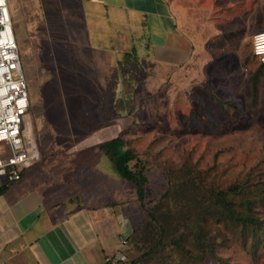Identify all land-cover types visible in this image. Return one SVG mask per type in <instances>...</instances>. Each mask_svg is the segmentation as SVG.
<instances>
[{
	"label": "rangeland",
	"instance_id": "obj_1",
	"mask_svg": "<svg viewBox=\"0 0 264 264\" xmlns=\"http://www.w3.org/2000/svg\"><path fill=\"white\" fill-rule=\"evenodd\" d=\"M73 2L44 0L47 5L41 9L40 17L35 10L34 17H39L40 29L37 36L40 34L38 38L42 48L36 43V36L24 32L18 17L13 26L21 69L32 101L28 116L34 140L38 131L42 135L47 131L55 133L60 140L70 131L84 132L83 137L77 138L63 154L68 163L76 158L68 156L73 148L91 146L90 156L85 153L87 159H92L93 165L100 161L103 166L110 164L108 168H111L105 155L101 154L99 158V153L95 151L96 142L111 135L122 136L138 156L146 157L149 162L145 195L149 203L164 183L157 162H177L184 154H188L197 166L206 169L208 178L220 187L247 176L264 179V69L254 91L248 83L251 71L258 63L251 54L249 40L254 31L264 29V0H168L178 25L182 29L186 25L190 30L189 36L193 39L196 35L195 39H198L194 43L198 50L194 66L188 64L179 69L178 75L165 76L161 66L150 64L151 68L147 69V61L139 59V74H134L130 82L125 79L123 84L132 88L133 95L129 90L115 91L118 87L115 76L108 78L110 82L107 86L100 84L106 77L99 75V70L95 72L99 63L97 60L91 72L98 81L95 88L86 92L83 90L86 78L75 75L65 63L69 60L64 57L59 60L57 55L53 57L58 61L57 66H63L50 70L51 73L47 71L42 76L37 75L39 90H35L32 86L36 75L34 54L39 53L44 62L49 63L52 39L58 40L57 37L63 36L66 40L63 45L68 51L75 32L100 37L103 36L98 33L101 29L105 34L102 20H110L112 14L108 10L106 13V10L97 9L93 0L84 1L87 5L82 8L85 9L73 10ZM52 5H57L60 10L51 12L49 8ZM108 9L117 12L116 9ZM132 11L131 23L136 30L146 11L149 18L153 16L149 10ZM64 17L71 19V29L65 25ZM106 33L109 34L107 30ZM124 34L129 35L127 29ZM161 35L157 32L152 39L159 40ZM127 40L124 44L123 39L116 40L118 46H125V57H139L138 52L130 50ZM57 61L54 60V63ZM127 64H133V60ZM75 76L79 78L77 84ZM74 84L76 90L73 89ZM35 122H42V125L37 127ZM112 168L110 170L114 171ZM93 169V181L105 178L103 170ZM116 176L119 185L123 182L124 189L131 188L128 181L121 179L117 173ZM107 179L112 184L110 174ZM121 190L117 193H128ZM127 204L133 207L136 202L129 201ZM258 214L264 217V207ZM222 230L225 240L215 248L218 259L209 264H264L263 236L252 240L246 235L242 240L235 229L233 232ZM120 254L117 252L107 257V262ZM113 260L110 259L111 262ZM177 260L173 256L170 264H179Z\"/></svg>",
	"mask_w": 264,
	"mask_h": 264
},
{
	"label": "crops",
	"instance_id": "obj_2",
	"mask_svg": "<svg viewBox=\"0 0 264 264\" xmlns=\"http://www.w3.org/2000/svg\"><path fill=\"white\" fill-rule=\"evenodd\" d=\"M84 1L88 0H74L73 10L87 5ZM7 2L13 26L18 17L24 32L29 36H36V43L40 45L38 38L40 34L37 36L40 32L38 22L41 9L47 5L44 0ZM93 2L97 9L102 12L106 10V13L108 10L112 14L110 20H102V25L106 28L105 34L101 29L98 33L103 36L100 37L75 32L69 42L68 51L63 45V41L66 42L63 36L57 37L58 40L51 38L53 46L49 48L51 52L49 63L46 64L39 53L34 54L36 62L33 69L36 75L32 86L35 90H39L40 79L37 75L42 76L47 71L63 66L62 64L57 66L58 61L53 58L56 55L58 59L64 57L69 60L65 63L72 68L75 75L80 74L86 78L83 87L86 92L95 88L98 81L93 77V71L91 72L96 60L99 63L95 72L99 70V75L106 77L100 84L105 83L107 86L110 82L108 78L115 76L118 80L115 91L118 92L123 90L125 79L133 80V76L139 74V59L147 61V69L151 68L150 64L161 66L165 76L176 75L181 67L184 68L188 64L194 66L198 51L194 46L196 35L192 39V36H189V28L185 25L182 29L178 25L168 0L123 2L93 0ZM108 8L116 9L117 12ZM49 9L51 12L60 10L57 5H52ZM135 9L149 10L153 15L149 18L147 11L145 15L140 14L143 20L136 26L137 30L131 23L132 10ZM35 10L39 17H34L37 13ZM64 18L65 25L71 29L73 26L71 19ZM125 29L128 30V36L124 34ZM157 32L162 33L160 39H152ZM117 39H123V44L126 43V39L130 43V50L138 52L139 57L133 55L128 61L132 63L133 60V64L118 67L117 60L123 58L125 46H118ZM132 44L134 45L131 46ZM40 47L42 48V45ZM54 60L57 62L54 63ZM78 80L79 78L75 76L76 84ZM73 89L76 90L75 84ZM27 92L29 109L32 101L28 88ZM39 125H42V122H35V126ZM83 135L84 132L73 130L60 140L55 137V133L47 131L42 135L38 131L34 141L39 158L23 167L18 179L6 183L0 180V264H108L107 257L118 252L120 238L130 231L140 217L139 206L135 204L130 207L127 204L134 201L132 189H124L123 182L120 183L122 184L120 187L116 181V173L110 170L112 167L108 168L110 164L103 166L99 161L93 165L92 159H87L92 153L91 146L73 148L68 152V156L74 155L76 158L68 163L63 154ZM95 151L99 153L101 159L102 153L97 146ZM93 167L98 168L100 172L103 170L105 178L93 181L91 177ZM108 174L112 176V184L108 183ZM116 184L118 187H115ZM119 189L128 193L118 194Z\"/></svg>",
	"mask_w": 264,
	"mask_h": 264
},
{
	"label": "trees",
	"instance_id": "obj_3",
	"mask_svg": "<svg viewBox=\"0 0 264 264\" xmlns=\"http://www.w3.org/2000/svg\"><path fill=\"white\" fill-rule=\"evenodd\" d=\"M129 59L124 52L118 67L126 66ZM263 69L264 63L258 61L251 71L248 83L253 91ZM123 90L133 95L132 88ZM96 146L118 176L132 185L134 202L142 211L133 229L120 238L118 252L123 258H116L115 264H170L173 256L179 264H209L218 259L215 248L225 240L222 229H235L242 240L246 235L252 240L264 237V217L258 214L264 207V179L247 176L220 187L184 154L177 162H157L164 183L149 203L146 157L138 156L120 135L102 138Z\"/></svg>",
	"mask_w": 264,
	"mask_h": 264
},
{
	"label": "built area",
	"instance_id": "obj_4",
	"mask_svg": "<svg viewBox=\"0 0 264 264\" xmlns=\"http://www.w3.org/2000/svg\"><path fill=\"white\" fill-rule=\"evenodd\" d=\"M250 46L255 58L264 63V29L250 35ZM28 106L27 84L8 2L0 0V180L4 183L18 179L22 168L39 158ZM116 258H109V263L115 264Z\"/></svg>",
	"mask_w": 264,
	"mask_h": 264
}]
</instances>
